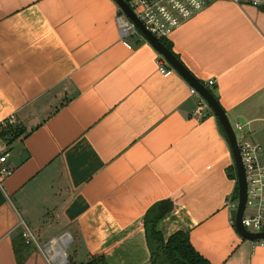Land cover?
Returning a JSON list of instances; mask_svg holds the SVG:
<instances>
[{"label":"crops","instance_id":"crops-1","mask_svg":"<svg viewBox=\"0 0 264 264\" xmlns=\"http://www.w3.org/2000/svg\"><path fill=\"white\" fill-rule=\"evenodd\" d=\"M117 16L114 0H0V122L24 131L0 187V264H151L143 216L161 200L164 238L186 231L211 264H264L227 206L217 117ZM167 41L264 162V11L211 0ZM25 229L41 249L17 241Z\"/></svg>","mask_w":264,"mask_h":264},{"label":"built area","instance_id":"built-area-1","mask_svg":"<svg viewBox=\"0 0 264 264\" xmlns=\"http://www.w3.org/2000/svg\"><path fill=\"white\" fill-rule=\"evenodd\" d=\"M211 0H125L134 16L140 21L143 27L155 36L157 39H167L169 35L181 24L199 13ZM220 1V0H213ZM235 3L239 6H250L255 9L264 11V0H225ZM117 23L119 32L123 36H139L148 42L136 24L123 12L118 6ZM157 63L159 71L164 73L172 67L157 52ZM173 69V68H172ZM214 84L213 80H208L207 85ZM190 93L197 95L198 101L195 107V113L202 115L204 110L210 107L206 100L191 86ZM14 124L13 116H9L0 122V130L8 129ZM242 130L239 124L234 125L233 129ZM235 131V129H234ZM236 134V132H235ZM237 145L240 151L241 160L245 170L247 184V197L245 208L242 216V224L253 233L264 231V162L261 161V147L258 143L242 137L238 138L236 134ZM11 146L7 140L0 137V187L3 179L13 173V169L8 166L7 159L10 155ZM234 166V164H233ZM235 181H236V171ZM237 199L233 200L231 196L228 199L227 206L235 212ZM249 210L246 212V210ZM22 237L27 243L33 242L38 249L41 246L37 244L32 234L25 229Z\"/></svg>","mask_w":264,"mask_h":264},{"label":"trees","instance_id":"trees-1","mask_svg":"<svg viewBox=\"0 0 264 264\" xmlns=\"http://www.w3.org/2000/svg\"><path fill=\"white\" fill-rule=\"evenodd\" d=\"M163 39L165 38L160 39L163 45L177 57V55L172 51L171 43L169 41H163ZM218 125L221 132L226 137L219 121ZM23 132L24 131L19 127V125H11L6 130H0V137L5 138L7 140V143L11 145L17 138H19L23 134ZM228 171L229 177L235 179L234 166L229 167ZM237 195L238 187L236 182L235 190L231 195V198L235 200L237 199ZM3 199L4 197L0 189V204L2 203ZM172 208L173 204L170 200L157 201L146 210L143 216V228L145 232L146 244L150 253V263L211 264L193 248L189 240V235L186 231L177 230L166 238L162 236L161 232L157 228V223L161 218L165 216V214L171 211ZM232 215H234V213ZM17 241H21L22 244H24L22 235L19 234V238H17Z\"/></svg>","mask_w":264,"mask_h":264},{"label":"water","instance_id":"water-1","mask_svg":"<svg viewBox=\"0 0 264 264\" xmlns=\"http://www.w3.org/2000/svg\"><path fill=\"white\" fill-rule=\"evenodd\" d=\"M117 5L123 10V12L136 24L137 28L142 32L147 41L153 46V48L163 56V58L169 63V65L176 70L188 83L193 87L207 102L211 111L217 117L221 124L231 150L233 163L236 171V182L238 187L237 206L234 212V226L237 233L248 240H264L263 232H249L242 224V216L245 208V202L247 197V184L245 178V170L241 160L240 151L237 145L236 134L231 122L229 121L224 109L220 106L215 96L211 91L195 78L190 71L184 66V64L167 48L163 43L149 33L140 21L134 16L131 9L125 2V0H114Z\"/></svg>","mask_w":264,"mask_h":264},{"label":"rangeland","instance_id":"rangeland-1","mask_svg":"<svg viewBox=\"0 0 264 264\" xmlns=\"http://www.w3.org/2000/svg\"><path fill=\"white\" fill-rule=\"evenodd\" d=\"M163 41H167V39H163ZM233 127H234V126H233ZM234 129H235L236 134H237V135H240V131L236 130V128H234ZM248 211H249V210L247 209L246 212H248Z\"/></svg>","mask_w":264,"mask_h":264}]
</instances>
